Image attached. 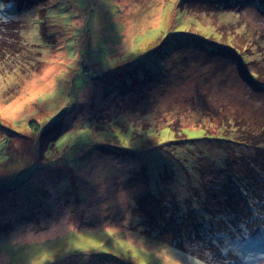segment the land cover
I'll return each mask as SVG.
<instances>
[{
    "label": "rangeland",
    "instance_id": "rangeland-1",
    "mask_svg": "<svg viewBox=\"0 0 264 264\" xmlns=\"http://www.w3.org/2000/svg\"><path fill=\"white\" fill-rule=\"evenodd\" d=\"M16 1L0 0L26 44L0 63V264H208L133 208L166 170L179 211L201 213L197 162L222 163L209 139L260 141L264 95L222 51L259 57L264 16L235 0ZM219 235L231 264H264V229Z\"/></svg>",
    "mask_w": 264,
    "mask_h": 264
},
{
    "label": "trees",
    "instance_id": "trees-1",
    "mask_svg": "<svg viewBox=\"0 0 264 264\" xmlns=\"http://www.w3.org/2000/svg\"><path fill=\"white\" fill-rule=\"evenodd\" d=\"M235 1L237 5L232 11L244 13L249 6H254L257 13L264 16V0ZM16 3L18 7L29 9L35 1L17 0ZM217 7L216 10L231 11L226 3L217 2ZM23 27L21 21L0 17V63L14 60L25 50L21 36ZM237 50L233 46L231 51L222 53L233 58V66L239 69V77L246 88L264 95V49L259 57H254L253 50L249 54L246 49L239 50L240 55ZM248 55L253 58L247 59ZM248 61H252L251 69L244 68ZM209 140L210 150L215 153L218 150L216 154L222 156V163L212 156H203L197 162L199 187L203 192L199 205L201 213L195 212L189 202L186 210L179 211L175 195L167 186L171 177L166 170L159 174L164 187L156 195L148 192L138 195L133 213L140 219L139 226L145 234L159 237L165 244L208 264L229 261L231 264L232 258L222 251L219 234L233 237L239 232L242 236H253L264 229L260 221L264 220V128L260 130V141L253 144L225 135L212 136ZM214 145L217 146L211 149ZM244 148H248L246 158L239 153ZM230 153L242 156L229 160Z\"/></svg>",
    "mask_w": 264,
    "mask_h": 264
}]
</instances>
